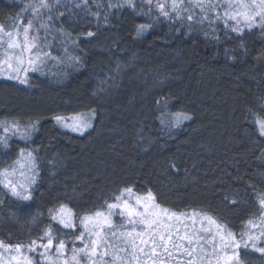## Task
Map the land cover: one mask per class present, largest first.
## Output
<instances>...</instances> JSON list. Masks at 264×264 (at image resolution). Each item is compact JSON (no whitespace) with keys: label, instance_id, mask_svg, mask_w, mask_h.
I'll return each mask as SVG.
<instances>
[{"label":"trees","instance_id":"obj_1","mask_svg":"<svg viewBox=\"0 0 264 264\" xmlns=\"http://www.w3.org/2000/svg\"><path fill=\"white\" fill-rule=\"evenodd\" d=\"M134 3L135 9L123 0H88L86 6L61 0L40 41L56 59L21 77L27 83L0 76V139L5 124L19 126L15 135L7 133V148L0 144V171L29 172L9 177L17 184L35 179L28 201L0 183V240L27 244L51 226L71 241L67 230L50 223V210L67 204L78 215L90 214L125 187L139 195L151 190L163 207L207 214L237 233L258 214L264 138L253 114L264 100V35L245 31V50L223 24L214 26L216 39L207 23L189 28L187 21L156 19L155 0L151 12L144 0ZM24 4L0 0V23H9ZM148 23L152 28L137 36V27ZM90 110L95 118L83 134L54 119ZM177 112L192 118L176 127ZM233 199L236 205L228 203ZM242 256L264 261L251 250Z\"/></svg>","mask_w":264,"mask_h":264},{"label":"snow or ice","instance_id":"obj_2","mask_svg":"<svg viewBox=\"0 0 264 264\" xmlns=\"http://www.w3.org/2000/svg\"><path fill=\"white\" fill-rule=\"evenodd\" d=\"M60 2L33 0L22 5L9 23H0V50H3L0 76L27 83L26 78L21 79V72L26 77L29 70L39 71L48 58L56 59L45 50L49 46L40 41H46L53 21L51 13ZM144 2L151 12L154 0ZM83 3L86 6L88 0H83ZM123 4L136 8L134 0H123ZM121 6L120 3L108 4L109 8ZM155 9L159 14L156 19L163 16L168 20L187 21L189 28L193 22L207 23L216 39L219 37L215 35L214 26L223 24L241 41V48H245L242 43L245 31L259 29L264 35V0H155ZM91 14L99 17L98 12ZM104 19L107 21L108 16L105 15ZM151 28V23L140 24L136 34L141 36ZM42 29L44 37L40 36ZM87 35L94 34L88 32ZM260 113H264V100L259 113L253 114L257 133L264 138V114ZM94 118L95 110L70 117H54L61 127L81 134L92 127ZM191 118L186 113L177 112L174 114L175 126L179 127L182 121ZM32 129L36 130V124ZM3 131L6 135L0 139V144L7 148V133L12 131L15 135L19 126L14 124L9 129L5 124ZM27 155L34 168L35 157L31 152ZM14 172L15 169L0 171V183L18 200H30V185L35 183L34 177L28 179L27 184H17L9 179ZM228 203L236 205L237 201L233 199ZM257 203L258 214L250 217L246 227L237 233L207 214L181 213L163 207L151 190L141 196L136 195L132 187H125L120 195L113 197L112 202L106 201L101 209L90 214L78 215L67 204H61L54 212L50 210V223L61 231L67 230L72 236L71 241L55 235L51 226L45 227L42 236L27 244L0 240V264H253L251 259L245 260L242 253L251 250L264 257V193L257 196ZM114 216L121 218L119 224L114 222ZM198 216L203 219L198 220ZM186 218L188 222H185ZM204 221L208 222L207 226Z\"/></svg>","mask_w":264,"mask_h":264},{"label":"rangeland","instance_id":"obj_3","mask_svg":"<svg viewBox=\"0 0 264 264\" xmlns=\"http://www.w3.org/2000/svg\"><path fill=\"white\" fill-rule=\"evenodd\" d=\"M27 1H28V4L33 2V0H27ZM30 71H32V70H29L28 72H30ZM20 74H21V77H23V78L25 77V75H24L23 72H21ZM8 127H13V126H8ZM9 129H12V128H9ZM27 174H29V172L23 173V172L21 171V169L15 170V172L13 173V175H15L16 177L26 176ZM16 177H15V178H16ZM15 178H14V179H13V178L11 179L14 183H16ZM135 194H136V193H135ZM136 195H139V194H136ZM141 196H143V195H141ZM197 219L199 220L198 217H197ZM201 220H202V218H201ZM185 222H188L187 218L185 219ZM204 225L207 226V225H208V222H204ZM198 226H199V225H198ZM213 228H214V226H213ZM26 255H27V254H26Z\"/></svg>","mask_w":264,"mask_h":264}]
</instances>
